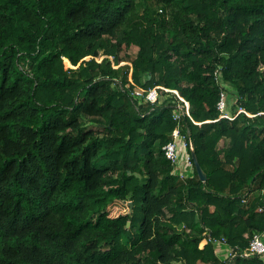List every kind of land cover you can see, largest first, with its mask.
<instances>
[{
	"label": "trees",
	"instance_id": "1",
	"mask_svg": "<svg viewBox=\"0 0 264 264\" xmlns=\"http://www.w3.org/2000/svg\"><path fill=\"white\" fill-rule=\"evenodd\" d=\"M176 128L188 176L165 152ZM255 233L264 0H0V264H264L244 255Z\"/></svg>",
	"mask_w": 264,
	"mask_h": 264
},
{
	"label": "rangeland",
	"instance_id": "2",
	"mask_svg": "<svg viewBox=\"0 0 264 264\" xmlns=\"http://www.w3.org/2000/svg\"><path fill=\"white\" fill-rule=\"evenodd\" d=\"M119 35H121L122 39H123V42H122V48H123V51H121V55L125 56L127 54H130V55H136V52L138 51L139 49V44H135V45H130V47L127 45V39L124 40V34L123 33H120ZM113 43L116 42V40H112ZM105 56H104V49H101V55L97 57V59L99 61H101V59H103ZM111 59H114L113 55L110 56ZM89 57H87V59H89ZM125 63H128L127 61H122L121 64H125ZM132 68L130 70V74H129V78H130V81H131V84H133V77H132ZM129 85V84H128ZM134 91H133V94L135 97H137L138 99H140L141 101H145V95L143 94V91H144V88L138 86V85H135L134 86ZM161 89H164V91H167L169 93H175L176 95H179V91L178 90H172V89H169V88H164V86L160 87ZM227 92H228V97H229V106L231 108V111L233 110L234 111V108L236 106V96L234 95V97H231L230 96V90L227 89ZM161 94V92H160ZM162 96L159 95V99L161 98ZM164 97V96H163ZM180 99L182 100V98L180 97ZM188 104H185V106L187 107ZM238 111V110H237ZM230 112V111H229ZM239 112V111H238ZM178 114H181V112L179 110H176L175 111V115H178ZM249 115H252L249 113ZM96 126V125H94ZM226 140V141H224ZM222 140L220 143H219V148L222 150L224 147H225V144L227 143V139H224ZM187 142V139L185 138L184 135H180V138H178L177 140V146H178V153H179V162H178V169H176L175 173L181 175V176H188V175H191L193 174V167H192V164L189 163V159L188 157H190V153H189V150H188V147L187 145H185ZM190 146L193 147V142L191 141L190 142ZM185 163H188L187 165H184ZM184 173V174H183ZM121 210H118L117 212H120ZM215 246H216V253L219 257L221 258H225L229 255V246L227 244H222L220 242H216L215 243ZM200 264H205L203 262H200Z\"/></svg>",
	"mask_w": 264,
	"mask_h": 264
},
{
	"label": "built area",
	"instance_id": "3",
	"mask_svg": "<svg viewBox=\"0 0 264 264\" xmlns=\"http://www.w3.org/2000/svg\"><path fill=\"white\" fill-rule=\"evenodd\" d=\"M144 92H145V90L143 91V94H144ZM144 97H145V101L155 102L159 98L158 87L156 86L154 88H151ZM185 103L188 104L186 101H185ZM228 107H229L228 93L226 90H224L221 92V97H220V100L218 102V108L221 112V117H230ZM186 110H187V113L189 114V104L187 105ZM238 111L242 112V111H244V108L240 107L238 109ZM180 115L181 114L175 115V117L179 118ZM172 135H173V140L165 146V152H166L167 157L169 159H171V161L175 164L176 169L179 170L180 167H178V165H177L179 162L177 140H178V138H180V135L182 136V134H181L179 128H176L172 132ZM185 145H187V144H185ZM188 159H189V163L192 164L190 157H188ZM187 164L188 163H185L184 165H187ZM213 242L214 243L220 242L222 244H226L224 241H218V240H213ZM229 250H230L229 255H231L232 250L230 247H229ZM252 254H258L260 256H264V234L263 233L262 234L255 233L252 236L250 243H249V246L244 252V255L248 256V255H252ZM225 258H222V259H225Z\"/></svg>",
	"mask_w": 264,
	"mask_h": 264
},
{
	"label": "water",
	"instance_id": "4",
	"mask_svg": "<svg viewBox=\"0 0 264 264\" xmlns=\"http://www.w3.org/2000/svg\"><path fill=\"white\" fill-rule=\"evenodd\" d=\"M192 157H193V160H194V163L196 165V168H197V171H198V174H199V177L205 181L207 179V174L204 172L200 162H199V159L197 157V154L196 152L192 149ZM131 205H133L132 202H130ZM130 225V221H128V226Z\"/></svg>",
	"mask_w": 264,
	"mask_h": 264
},
{
	"label": "clouds",
	"instance_id": "5",
	"mask_svg": "<svg viewBox=\"0 0 264 264\" xmlns=\"http://www.w3.org/2000/svg\"><path fill=\"white\" fill-rule=\"evenodd\" d=\"M157 87H158V90H159V88L162 87V86H157ZM152 88H154V87H152ZM164 88H165V87H164ZM150 89H151V88H150ZM150 89H149V90H150ZM160 89H161V88H160ZM144 90H145V89H144ZM147 93H148V92H147ZM147 93H146V94H147ZM146 94H144V95H146ZM159 95H160V91H159ZM178 96L181 97L180 95H178ZM181 98H182V100L184 99L183 97H181ZM157 100H159V98H158ZM157 100H156V101H157ZM184 100H185V99H184ZM184 100H183V101H184ZM156 101H155V102H156ZM185 101H186V100H185ZM185 101H184V103H185ZM186 102L189 104L188 101H186ZM185 104H186V103H185ZM185 107H186V106H185ZM189 107H190V104H189Z\"/></svg>",
	"mask_w": 264,
	"mask_h": 264
}]
</instances>
